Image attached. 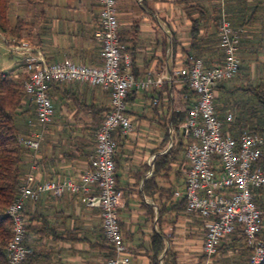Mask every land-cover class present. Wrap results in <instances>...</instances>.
Returning a JSON list of instances; mask_svg holds the SVG:
<instances>
[{
  "label": "crops",
  "instance_id": "1",
  "mask_svg": "<svg viewBox=\"0 0 264 264\" xmlns=\"http://www.w3.org/2000/svg\"><path fill=\"white\" fill-rule=\"evenodd\" d=\"M25 4H31L32 10ZM185 7V0H117L119 35L131 60L128 72L135 79L161 76L171 85L169 78L182 60L180 47L186 49L190 44L191 22ZM99 12L97 0H26L15 17L33 24L31 38L24 42L40 50L48 63L70 60L101 66ZM171 33L177 38V54L171 48ZM6 44L10 51L13 43L6 40ZM20 55L25 67L24 55ZM159 89L129 98L127 114L134 132L115 135L121 137L114 155L116 183L122 192L117 214L130 255L128 264H151L154 235L163 242L159 264H234L232 255L239 254V248L230 246V241L223 242L222 251L212 259L203 254V221L185 208V152H178L169 168L154 176L149 191H143L145 181L153 177L157 158L168 153L179 138L166 105L152 104ZM48 94L53 119L35 156L25 150L23 177L32 174L39 182L65 177L78 181L95 155V135L101 123L97 112L104 115L110 108V93L97 86L64 82L51 85ZM28 108L21 137L41 128L33 104ZM167 133L170 137L164 144ZM23 215L29 227L23 264H105L100 212L86 209L80 196L56 198L45 193L36 202H27Z\"/></svg>",
  "mask_w": 264,
  "mask_h": 264
},
{
  "label": "built area",
  "instance_id": "2",
  "mask_svg": "<svg viewBox=\"0 0 264 264\" xmlns=\"http://www.w3.org/2000/svg\"><path fill=\"white\" fill-rule=\"evenodd\" d=\"M97 1L100 6L97 36L102 42L101 66L70 60L48 63L43 53L27 42L10 46L11 52L24 55L28 78L24 80L23 88L33 102L41 127L32 136L19 137L22 147L34 156L46 126L53 119L54 108L48 94L53 83L77 82L101 87L110 93V110L96 132L95 155L78 181L65 177L39 182L32 174L22 178L18 197L5 211L12 222L7 264H23L27 259L24 206L27 202H36L45 193L56 198L80 196L86 209H98L104 238L112 250V256L105 264H128L130 261L117 214L122 192L116 185L114 155L118 143L115 135L119 132L128 136L134 132L127 114L129 92L161 88L166 79L152 75L135 79L128 72L131 60L119 37L117 0ZM243 33L242 29L233 28L223 16L219 26L221 64L207 67L202 58L190 54L183 58L169 83H187L196 95L181 131L188 141L185 208L188 214H195L203 221V254L212 259L223 242L241 237L250 251L249 264H264V241L259 237L262 212L255 201L256 190L264 185V169L260 165L264 135L248 130L233 135L225 130L215 109L217 86L232 80L240 72L238 50ZM157 104L155 99L153 105ZM232 121L233 116L228 114L227 122ZM35 166L34 162L32 168L36 169Z\"/></svg>",
  "mask_w": 264,
  "mask_h": 264
},
{
  "label": "trees",
  "instance_id": "3",
  "mask_svg": "<svg viewBox=\"0 0 264 264\" xmlns=\"http://www.w3.org/2000/svg\"><path fill=\"white\" fill-rule=\"evenodd\" d=\"M185 5L186 15L191 22L190 44L186 49L180 47L179 53L182 60L179 63L185 56L192 54L202 58L207 67L221 64L219 26L223 16L233 28L244 31L238 50V57L241 61L240 69L247 72L244 74L245 76H249L248 71L250 72L251 63H254L256 77L247 83L233 86H228L227 83L234 78L221 82L216 88L217 97L219 94L216 100L220 102V107L215 106V109L217 116L223 121L225 130L233 135H238L244 129L264 135V0H185ZM11 13V1L0 0V33L8 36L13 44L29 40L31 38L29 30L33 24L19 16L12 20ZM120 41L124 44L121 38ZM170 43L172 51L176 53L178 42L174 33L170 34ZM166 47L165 41L164 50ZM27 78V73L12 75L0 72V264L8 262L7 245L12 238V222L6 216L5 211L18 197V189L23 178L22 164L25 149L19 141V137L24 132L21 122L26 115H30L28 107L33 104L23 88V82ZM155 91H158L157 100L160 107L166 105L170 124L179 134V138L168 153L159 156L155 161L153 177L151 180L145 181L143 185L145 193L151 188L154 176L169 168L170 162L175 159L178 152L186 151L188 141L182 135L181 125L196 100L195 93L187 83L164 84L163 87ZM145 92L147 91L132 90L129 92L126 99L127 105L130 101L129 98L135 99L139 94H145ZM25 107L28 109L24 110ZM229 109L234 111L235 120L233 123L227 122ZM109 110L110 108L106 109L104 115H102V111L97 112L101 123ZM117 136H120L119 132ZM169 137L167 133L164 144ZM120 138H116L117 143ZM260 165L264 169V151ZM117 189L120 190L118 186ZM255 201L262 212V227L259 237L264 239V185L256 190ZM28 229V224H26V230ZM103 241L104 244L100 243V247L106 251V263L112 256V250L104 235ZM229 241L230 246L234 247H242L244 242L241 237H233ZM151 248L153 255L151 264H159L158 256L163 250L160 236L154 235ZM245 250L248 254L250 253L249 249L245 248ZM247 264H249L248 261Z\"/></svg>",
  "mask_w": 264,
  "mask_h": 264
},
{
  "label": "rangeland",
  "instance_id": "4",
  "mask_svg": "<svg viewBox=\"0 0 264 264\" xmlns=\"http://www.w3.org/2000/svg\"><path fill=\"white\" fill-rule=\"evenodd\" d=\"M10 1L12 5V13L10 14L11 15L10 17L13 20L15 18L16 11L21 7L23 8V3H26V0H10ZM25 5H26V8H29L30 10H32L31 7L33 6L31 4H25ZM6 40L7 41L9 40L11 43H13L8 36L0 33V72L6 73V74L17 75L19 73H22L25 70L23 60H22L23 57L18 53H10L9 47L6 44ZM245 73L247 72L241 68L239 74L232 81L227 83L228 86L239 85L240 83L244 84V83H247L255 79L256 77L255 64L251 63L250 72L248 71L249 76H245L244 75ZM218 97H219V94H218ZM217 101L218 100H216V106L220 107V102L219 101L217 102ZM227 114H231L233 116V121H232L233 123L235 120L234 111L232 109H229L227 111ZM244 130H247V129H244ZM175 139H177L176 135H175ZM262 240L264 241V239ZM238 248H239V254L232 255V258H234V261H235L234 264H241V263L247 264V261L249 262V256H250V253L248 254V252L245 250L247 246L243 242L242 247H238ZM221 251L222 250H220L219 248L218 252L220 253ZM241 258H244V259H241ZM224 264L226 263L224 262Z\"/></svg>",
  "mask_w": 264,
  "mask_h": 264
}]
</instances>
